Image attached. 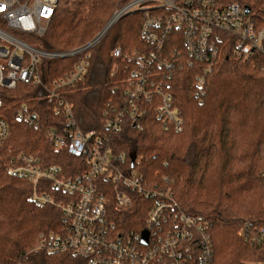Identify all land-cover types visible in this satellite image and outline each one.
Segmentation results:
<instances>
[{"label":"trees","instance_id":"trees-1","mask_svg":"<svg viewBox=\"0 0 264 264\" xmlns=\"http://www.w3.org/2000/svg\"><path fill=\"white\" fill-rule=\"evenodd\" d=\"M213 2L221 7L237 4L248 8L254 20H264V0ZM117 4L118 0H63L45 33L31 37L29 44L47 52L78 49L103 29ZM144 19L142 11L128 13L85 53L41 59L37 65L41 85H16L10 99L4 101L0 114L8 121L9 136L0 143V264L86 262L71 252L52 254L40 248L41 234L59 228L62 213L55 205L37 207L29 202L31 186L6 172L19 151L38 157L45 165H59L66 178L78 174L81 167L87 169L83 159L55 150L44 134L63 124L62 116L46 105L44 89L81 60L86 63L83 77L62 89L78 127L107 135L122 170L138 171L147 187L161 198L166 193L174 213L204 220L211 249L209 264H255L264 259V245H252L239 236L247 224L264 230V60L244 64L234 54L232 37L223 32H216L221 37L217 57L205 64L188 55L180 32H167L158 50L155 42L141 34ZM115 49L121 56L112 55ZM134 51L154 52L165 64L152 62L138 70L123 58ZM133 70L145 74L149 84L171 86L180 131L162 130L154 114L156 97L144 106L146 114L137 119L139 124L125 118L117 131L106 128L103 110L125 104L127 80ZM22 103L36 104L43 119L40 129L16 120L14 111ZM132 194L131 206L118 216L117 223L138 230L144 226L155 197ZM202 251L200 241L193 244L191 257L182 264H201Z\"/></svg>","mask_w":264,"mask_h":264},{"label":"built area","instance_id":"built-area-1","mask_svg":"<svg viewBox=\"0 0 264 264\" xmlns=\"http://www.w3.org/2000/svg\"><path fill=\"white\" fill-rule=\"evenodd\" d=\"M62 2L0 0V108L10 99L16 85H41L37 71L41 59L76 56L99 41L93 42L98 33L84 46L69 52H47L29 44L31 37L45 33ZM121 2L124 4L119 5ZM137 11H142L145 18L142 36L155 42L158 50L167 32H180L188 55L205 64L217 57L221 37L216 32H223L232 37L234 54L244 64H251L258 58L264 60V20H254L237 4L221 7L213 0H118L107 23L115 24L124 15ZM153 11L161 14L152 15ZM112 55L119 57L121 52L115 49ZM123 58L138 70L148 68L152 62L158 66L165 64L154 52L146 55L134 51ZM85 67L86 63L81 60L71 72L52 80L44 89L46 105L52 113L63 118L60 130L51 128L44 134L53 142L55 150H65L70 156L83 159L87 169L80 166L78 174L66 178L59 165H45L38 157L19 151L10 159L6 171L9 176L31 186L29 202L37 207L55 205L62 213V225L55 231L41 234L40 248L52 254L71 252L84 258L85 264H182L185 258L191 257L190 246L200 241L203 251L199 261L209 264L211 249L204 234V220L199 216L174 213L171 201L165 198L166 193L161 198L147 187L138 171L122 170L120 162L113 157L107 135L100 130L82 131L78 127L62 89L79 81ZM147 80L145 74L130 72L125 104L103 110L104 125L110 132L117 131L125 118L139 124L137 119L146 114L144 106L153 103L155 97L158 101L154 114L162 130H181L179 113L172 105L171 86L149 84ZM14 117L34 129L43 125L36 104L22 103L15 109ZM8 136V121L0 114V143ZM122 157L121 154L119 159ZM59 192L63 195L57 194ZM136 192L155 199L144 226L127 230L120 227L117 220L129 209L132 193ZM239 236L252 245H264L263 229L247 224L239 231ZM255 264H264V259Z\"/></svg>","mask_w":264,"mask_h":264},{"label":"water","instance_id":"water-1","mask_svg":"<svg viewBox=\"0 0 264 264\" xmlns=\"http://www.w3.org/2000/svg\"><path fill=\"white\" fill-rule=\"evenodd\" d=\"M245 12L248 13L249 9L248 8H244ZM113 25V23H107L104 28L101 30V32L94 38L93 42H95L96 40H99Z\"/></svg>","mask_w":264,"mask_h":264},{"label":"rangeland","instance_id":"rangeland-1","mask_svg":"<svg viewBox=\"0 0 264 264\" xmlns=\"http://www.w3.org/2000/svg\"><path fill=\"white\" fill-rule=\"evenodd\" d=\"M109 19H110V18H109ZM109 19H108V21H109ZM108 21H107V22H108ZM107 22H106V23H107ZM113 24H114V23H113ZM105 25H106V24H105ZM103 28H104V27H103ZM100 32H101V31H100ZM100 32H99V33H100ZM102 37H103V36H102ZM102 37H101V38H102ZM101 38H100V39H101ZM100 39H99V40H100ZM98 42H99V41H98ZM98 42H97V43H98Z\"/></svg>","mask_w":264,"mask_h":264}]
</instances>
